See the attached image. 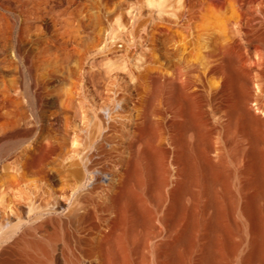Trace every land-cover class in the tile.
<instances>
[{"label": "bare ground", "instance_id": "obj_1", "mask_svg": "<svg viewBox=\"0 0 264 264\" xmlns=\"http://www.w3.org/2000/svg\"><path fill=\"white\" fill-rule=\"evenodd\" d=\"M246 14L200 65L146 69L136 99L69 98L58 128L34 114L0 131V264H216L233 241L216 228V171L244 230L232 264H264V214L242 205L264 181V15Z\"/></svg>", "mask_w": 264, "mask_h": 264}, {"label": "rangeland", "instance_id": "obj_2", "mask_svg": "<svg viewBox=\"0 0 264 264\" xmlns=\"http://www.w3.org/2000/svg\"><path fill=\"white\" fill-rule=\"evenodd\" d=\"M258 4L167 0L160 8L147 0H0V131L25 126L24 118L34 114L47 116L58 128L74 111L72 105L82 100L87 106L119 94L136 99L133 84L138 78L148 85L142 73L157 67L172 75L180 66L200 65L207 52L227 43L229 21L245 18L246 13L264 15V4ZM110 74L114 81L110 82ZM205 75L208 88L219 86L216 74ZM31 100L36 107L29 106ZM107 105L109 101L101 107L106 116ZM104 181L109 184L111 175L104 174ZM258 186L247 193L242 205L245 211L264 214V181ZM235 193L226 173L216 171V228L222 234L233 231L224 259L217 248L216 264H232V250L244 237L239 216H231ZM63 202L59 211L68 209L69 200Z\"/></svg>", "mask_w": 264, "mask_h": 264}]
</instances>
